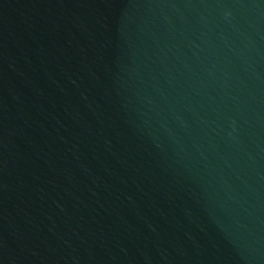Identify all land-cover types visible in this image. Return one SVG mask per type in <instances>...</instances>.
I'll list each match as a JSON object with an SVG mask.
<instances>
[{"label": "water", "instance_id": "obj_1", "mask_svg": "<svg viewBox=\"0 0 264 264\" xmlns=\"http://www.w3.org/2000/svg\"><path fill=\"white\" fill-rule=\"evenodd\" d=\"M0 264H264V0H0Z\"/></svg>", "mask_w": 264, "mask_h": 264}]
</instances>
